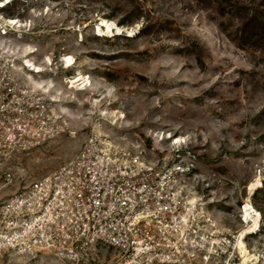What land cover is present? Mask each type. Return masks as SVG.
<instances>
[{
    "label": "rangeland",
    "instance_id": "374dc122",
    "mask_svg": "<svg viewBox=\"0 0 264 264\" xmlns=\"http://www.w3.org/2000/svg\"><path fill=\"white\" fill-rule=\"evenodd\" d=\"M0 16L23 24L16 31L0 20V56L26 73L20 60L29 46L32 60L45 66L39 77L46 91L14 73L43 101L40 127L49 132L11 154V182L0 171V264H54L19 255L2 240L8 204L89 138L109 142L120 161L181 167L182 197L195 198L201 220L210 219L199 223L200 232L210 227L217 242L209 264H242L235 248L247 225L241 208L260 177L249 196L259 229L242 239L257 258L246 264H264V0H11ZM100 19L123 31L97 36ZM64 55L74 64L64 68ZM78 72L89 76L90 89L68 87ZM112 109L124 118L102 115ZM165 132L183 143L155 141ZM100 244L85 252L89 261L107 258Z\"/></svg>",
    "mask_w": 264,
    "mask_h": 264
},
{
    "label": "built area",
    "instance_id": "2783aa9c",
    "mask_svg": "<svg viewBox=\"0 0 264 264\" xmlns=\"http://www.w3.org/2000/svg\"><path fill=\"white\" fill-rule=\"evenodd\" d=\"M14 71L13 63L0 56L5 182L13 178L7 165L11 154L49 133L40 127L47 108L27 94ZM113 152L109 142L89 138L56 169L15 193L2 240L32 259L50 257L54 264H209L215 248L211 228L201 233L199 223L210 219L201 220L200 209L182 197L176 177L181 167L165 160L124 162ZM96 242L107 256L103 261L84 255Z\"/></svg>",
    "mask_w": 264,
    "mask_h": 264
},
{
    "label": "bare ground",
    "instance_id": "6f19581e",
    "mask_svg": "<svg viewBox=\"0 0 264 264\" xmlns=\"http://www.w3.org/2000/svg\"><path fill=\"white\" fill-rule=\"evenodd\" d=\"M10 1L11 0H0V6L4 5L5 3H9ZM0 20L1 21L3 20L5 22V25H11V26H14L15 28L17 27L18 28L17 30L14 28L16 31H20V28L23 25L16 17L4 18V17L0 16ZM122 31L123 30L121 29L120 26L112 25L111 22H109L105 19H100V22L98 24H96V26L94 27V32H96L98 34L111 33V32L121 34ZM130 34H132V33H130ZM25 48H27V49H24V51H23L24 53H22V55H21L20 63L23 67H26V66L29 67V69L26 68L27 72L24 73L21 70L22 68L20 67V65H16L15 63L13 65L15 66V68L17 70H19L24 75V77L29 81L30 85L34 86L35 88H39V89L46 91L47 90L46 87L48 88V82L47 81L44 82V80L41 77H39L40 73L45 70V66L42 65L41 63H37V62L33 61L32 58L30 57V54L33 53L35 51V49H31V47H29V46H27ZM43 61L47 65L51 64L50 57H48V56L44 57ZM61 61H62L64 68L70 67L71 65L74 64V59L71 55H64L61 58ZM32 74H35L38 78L33 77ZM68 83H69V85H68L69 88H75V89H81V90L82 89L83 90L90 89L89 76L82 74L80 72L76 73L73 77H71L70 80L68 81ZM54 97H55V95H54ZM94 101H97V98H94ZM102 115H106L108 118H110L111 120H115V121H120V119L124 118V115L120 114L119 111H117L116 109H112V110H110V112L103 111ZM70 117H72V116H70ZM109 123L111 124L113 122H109ZM98 130H99V133L101 134L102 131L100 129H98ZM156 137H157V139L155 141H158V140L161 141L164 139H169L171 141L170 142L171 145H176V144L179 145V143H183V139L181 136L172 135V134L166 133V132L162 133L161 135L159 133ZM261 184H262V182H261L260 177H258L257 179H255L253 182H251L249 184V186H248L249 195L246 197L245 203H244L243 207L241 208V213L243 216L242 221L246 222L247 225L245 226V229L240 233V236L238 237L235 248H236V252L240 256L242 264H246L248 262H251L252 260H254L252 263H255L256 262L255 260L257 259L254 254H252L250 251L247 250L242 238L247 234L256 233V231H258V229H259V224H258L259 212L255 208V206L251 203L249 196L252 193V191L255 188H258L259 186H261ZM194 201H195V198L189 199L190 203H194ZM252 212H253L252 216L256 215V217L253 219L251 218ZM216 244H217L216 241H212L211 249L214 248ZM14 245H15V243L13 241L12 246H14ZM20 254H22V253L19 252V255Z\"/></svg>",
    "mask_w": 264,
    "mask_h": 264
}]
</instances>
